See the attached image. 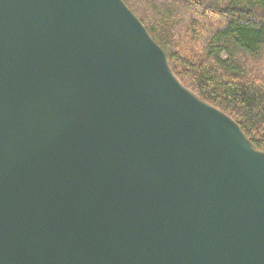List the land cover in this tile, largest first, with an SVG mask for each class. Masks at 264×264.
Wrapping results in <instances>:
<instances>
[{
  "label": "water",
  "instance_id": "obj_1",
  "mask_svg": "<svg viewBox=\"0 0 264 264\" xmlns=\"http://www.w3.org/2000/svg\"><path fill=\"white\" fill-rule=\"evenodd\" d=\"M0 264H264V152L122 0H0Z\"/></svg>",
  "mask_w": 264,
  "mask_h": 264
},
{
  "label": "trees",
  "instance_id": "obj_2",
  "mask_svg": "<svg viewBox=\"0 0 264 264\" xmlns=\"http://www.w3.org/2000/svg\"><path fill=\"white\" fill-rule=\"evenodd\" d=\"M175 78L264 152V0H122Z\"/></svg>",
  "mask_w": 264,
  "mask_h": 264
},
{
  "label": "rangeland",
  "instance_id": "obj_3",
  "mask_svg": "<svg viewBox=\"0 0 264 264\" xmlns=\"http://www.w3.org/2000/svg\"><path fill=\"white\" fill-rule=\"evenodd\" d=\"M192 93V92H191Z\"/></svg>",
  "mask_w": 264,
  "mask_h": 264
}]
</instances>
